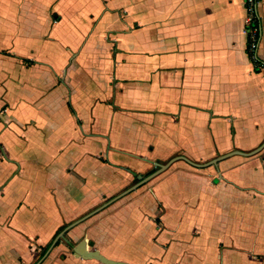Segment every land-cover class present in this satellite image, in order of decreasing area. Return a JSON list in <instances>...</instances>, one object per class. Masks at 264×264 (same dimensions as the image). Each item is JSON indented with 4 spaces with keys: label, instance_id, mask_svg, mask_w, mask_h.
Here are the masks:
<instances>
[{
    "label": "crops",
    "instance_id": "1",
    "mask_svg": "<svg viewBox=\"0 0 264 264\" xmlns=\"http://www.w3.org/2000/svg\"><path fill=\"white\" fill-rule=\"evenodd\" d=\"M245 22V0H0V264H103L84 239L131 264H264Z\"/></svg>",
    "mask_w": 264,
    "mask_h": 264
},
{
    "label": "built area",
    "instance_id": "2",
    "mask_svg": "<svg viewBox=\"0 0 264 264\" xmlns=\"http://www.w3.org/2000/svg\"><path fill=\"white\" fill-rule=\"evenodd\" d=\"M262 0H245L247 52L251 63L258 71H264V60L259 50L263 34L262 16L259 6Z\"/></svg>",
    "mask_w": 264,
    "mask_h": 264
},
{
    "label": "water",
    "instance_id": "3",
    "mask_svg": "<svg viewBox=\"0 0 264 264\" xmlns=\"http://www.w3.org/2000/svg\"><path fill=\"white\" fill-rule=\"evenodd\" d=\"M221 158L222 157H219L218 159H216V160H214L212 162L216 163ZM210 163H208V165H210ZM196 166L205 167V165H196ZM87 246H88V241L86 239L82 240L81 242H79L74 247V249H73L74 254L77 257H82L84 259H95V260H98L99 262H101L103 264H131V263L126 262V261H119V260L110 259V258L105 256L102 252H100L97 249L89 250L87 248Z\"/></svg>",
    "mask_w": 264,
    "mask_h": 264
},
{
    "label": "trees",
    "instance_id": "4",
    "mask_svg": "<svg viewBox=\"0 0 264 264\" xmlns=\"http://www.w3.org/2000/svg\"><path fill=\"white\" fill-rule=\"evenodd\" d=\"M62 229L63 228H61L59 231H58V233L60 232V231H62ZM58 233H57V235H58ZM59 240L55 243L56 245L57 244H59ZM52 242H50L46 247H45V249L41 252V254H40V256H39V258H38V260H37V262H39V260H41L44 256H45V254L47 253V251H48V249L52 246Z\"/></svg>",
    "mask_w": 264,
    "mask_h": 264
},
{
    "label": "rangeland",
    "instance_id": "5",
    "mask_svg": "<svg viewBox=\"0 0 264 264\" xmlns=\"http://www.w3.org/2000/svg\"><path fill=\"white\" fill-rule=\"evenodd\" d=\"M42 260V259H41ZM40 261V260H39Z\"/></svg>",
    "mask_w": 264,
    "mask_h": 264
}]
</instances>
